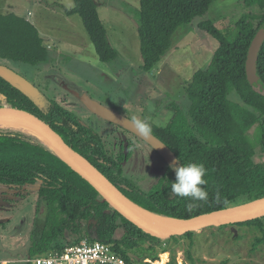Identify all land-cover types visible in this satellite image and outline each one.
Wrapping results in <instances>:
<instances>
[{"label": "trees", "instance_id": "16d2710c", "mask_svg": "<svg viewBox=\"0 0 264 264\" xmlns=\"http://www.w3.org/2000/svg\"><path fill=\"white\" fill-rule=\"evenodd\" d=\"M215 1L139 0L141 69L151 72L170 48L171 36L178 27L206 14ZM240 8L242 14L223 30L212 20L196 21L199 31L213 35L220 44L207 67L194 71L186 82L188 108L172 102L165 106L163 115L168 111L171 114L165 126L148 121L151 133L173 151L176 166L189 162L205 166L207 201H191L173 194L175 171L166 162L161 176L147 192L131 185L122 169L133 151L127 144L130 142L108 145L79 116L42 91L31 97L0 75V103L28 109L44 118L129 199L159 216L187 219L258 199L264 196V95L247 80L245 62L252 38L264 25V0H241ZM66 12L81 18L97 59L101 63L115 61L118 52L109 41L97 1L73 0V8ZM219 32L223 40L218 38ZM262 42L257 74L264 86V37ZM48 49L29 20L13 12H0V58L39 65L52 60ZM0 185L17 191L37 187L39 203L29 235V257L60 252L88 238L108 244L130 264L159 260L165 252L170 253L172 264L177 246H185L187 260L196 264L190 252L195 232L167 238L146 233L112 208L35 134L0 127ZM232 225H254L264 234L261 218ZM261 242L264 235L255 240L253 247ZM130 253L137 259L129 257Z\"/></svg>", "mask_w": 264, "mask_h": 264}, {"label": "rangeland", "instance_id": "374dc122", "mask_svg": "<svg viewBox=\"0 0 264 264\" xmlns=\"http://www.w3.org/2000/svg\"><path fill=\"white\" fill-rule=\"evenodd\" d=\"M96 1L109 41L118 52L115 61L101 63L97 59L81 18L66 12L73 8V0H0L1 13L13 12L26 18L38 29L44 43L53 46L48 49L52 60L46 63L29 65L0 58V64L19 73L45 95L54 97L74 112L108 145L130 142L127 144L133 151L123 165V175L131 185L147 192L161 176L163 158L132 133L114 129L90 112L76 93H86L135 122L147 120L158 126L165 119L168 122L171 114L168 111L163 115L165 106L176 102L183 109L188 108L186 82L194 71L207 67L220 44L213 35L199 31L196 21L212 20L223 30L242 14L241 0H216L206 14L179 26L171 36L170 48L151 72L141 69L137 33L139 0ZM218 38L223 40L220 32ZM38 203L37 187L17 191L0 185V257H16L15 260L24 262L18 264H29L26 262L29 235ZM261 220L264 224V216ZM263 235L254 225L210 226L195 231L190 252L196 264H264V242L253 247L255 240ZM174 250L176 258L185 257L184 263L190 264L185 246ZM137 263L143 264L141 260Z\"/></svg>", "mask_w": 264, "mask_h": 264}, {"label": "water", "instance_id": "95a60500", "mask_svg": "<svg viewBox=\"0 0 264 264\" xmlns=\"http://www.w3.org/2000/svg\"><path fill=\"white\" fill-rule=\"evenodd\" d=\"M263 37L264 25L256 31L250 42L246 55L245 70L247 80L250 82L252 88L264 95V86L259 81V76L257 74V60L263 43ZM0 75L8 79L12 84L17 85L23 92L31 97H36L40 94V90L30 81L8 66L0 64ZM76 96L79 97L83 105L90 112L108 122L120 126L140 138L150 145L167 164H176L177 158L173 151L153 133L145 137L138 132L135 121L105 107L101 103L93 100L86 93H76ZM0 116L11 117L25 122L40 132V135H38L34 131L26 130V132L35 134L43 140L72 170L87 181L112 208L154 237L167 238L173 235H182L190 231L195 232L210 226L235 224L264 216V196L249 202L209 211L187 219L159 216L129 199L88 159L69 145L63 136L41 116L28 109L6 103H0ZM157 218L175 219L180 222H163L157 220ZM129 257L137 259V256L133 253H130Z\"/></svg>", "mask_w": 264, "mask_h": 264}, {"label": "built area", "instance_id": "2783aa9c", "mask_svg": "<svg viewBox=\"0 0 264 264\" xmlns=\"http://www.w3.org/2000/svg\"><path fill=\"white\" fill-rule=\"evenodd\" d=\"M182 251L183 255L184 248ZM163 254L166 255L163 264H170L169 252L160 254L159 260L156 261L144 259V264H161ZM184 258H176V261L172 264H185ZM26 262L29 264H130L108 244L100 241H90L88 238H84L76 244L67 245L60 252L28 257Z\"/></svg>", "mask_w": 264, "mask_h": 264}, {"label": "clouds", "instance_id": "9594fccd", "mask_svg": "<svg viewBox=\"0 0 264 264\" xmlns=\"http://www.w3.org/2000/svg\"><path fill=\"white\" fill-rule=\"evenodd\" d=\"M167 124V120L159 122V126L163 127ZM138 132L147 137L151 133L149 122H136ZM175 171L176 179L171 183V191L176 196L181 198H189L191 201H207L208 192L203 187L207 184L206 168L200 163L189 162L187 164L171 165ZM194 204H190L189 207H194Z\"/></svg>", "mask_w": 264, "mask_h": 264}, {"label": "bare ground", "instance_id": "6f19581e", "mask_svg": "<svg viewBox=\"0 0 264 264\" xmlns=\"http://www.w3.org/2000/svg\"><path fill=\"white\" fill-rule=\"evenodd\" d=\"M0 125L2 127H6V128H16V129H21V130H28V131H34L36 134L40 135V132H38L37 130H35L32 126H30L29 124L16 120L14 118L11 117H5V116H0ZM43 137V136H41ZM157 220L163 221V222H170V223H178L180 221L178 220H171V219H165V218H157ZM166 260V255H162V262L161 264H163ZM154 264H159V263H154Z\"/></svg>", "mask_w": 264, "mask_h": 264}, {"label": "crops", "instance_id": "0c3cea01", "mask_svg": "<svg viewBox=\"0 0 264 264\" xmlns=\"http://www.w3.org/2000/svg\"><path fill=\"white\" fill-rule=\"evenodd\" d=\"M30 16H32V14ZM47 46L49 47V49H52V47H53L50 44H47ZM15 258L16 257H13V258H10V257H0V264H18V263H20L22 261V260H18V259L15 260Z\"/></svg>", "mask_w": 264, "mask_h": 264}, {"label": "flooded vegetation", "instance_id": "af4514ba", "mask_svg": "<svg viewBox=\"0 0 264 264\" xmlns=\"http://www.w3.org/2000/svg\"><path fill=\"white\" fill-rule=\"evenodd\" d=\"M40 92H41V90H40ZM233 231H235L234 229H232Z\"/></svg>", "mask_w": 264, "mask_h": 264}]
</instances>
